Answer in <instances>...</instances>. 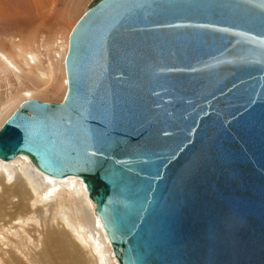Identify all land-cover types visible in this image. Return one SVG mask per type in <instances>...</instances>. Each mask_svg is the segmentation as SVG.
Returning a JSON list of instances; mask_svg holds the SVG:
<instances>
[{"label":"water","instance_id":"95a60500","mask_svg":"<svg viewBox=\"0 0 264 264\" xmlns=\"http://www.w3.org/2000/svg\"><path fill=\"white\" fill-rule=\"evenodd\" d=\"M65 68L0 160L80 178L117 264H264V0H91Z\"/></svg>","mask_w":264,"mask_h":264},{"label":"bare ground","instance_id":"6f19581e","mask_svg":"<svg viewBox=\"0 0 264 264\" xmlns=\"http://www.w3.org/2000/svg\"><path fill=\"white\" fill-rule=\"evenodd\" d=\"M53 2L17 12L0 1V18L19 23L0 32V128L25 101L60 102L67 94L70 36L59 44L53 28L43 29L53 21ZM93 209L80 178L45 177L24 156L0 160V264H85L86 256L91 264H117Z\"/></svg>","mask_w":264,"mask_h":264},{"label":"rangeland","instance_id":"374dc122","mask_svg":"<svg viewBox=\"0 0 264 264\" xmlns=\"http://www.w3.org/2000/svg\"><path fill=\"white\" fill-rule=\"evenodd\" d=\"M0 1H3V3L6 1L10 2L11 4L14 5L17 12L24 10L26 5H33V4L42 5L43 4L42 6H45V3L48 4V2H49V0H0ZM90 1L91 0H54V2L52 3V5L50 7L54 11V12H52L53 13L52 16L56 20H54V18H53V21H52V18H51L50 19L51 21L49 20L48 23L46 24V26H44V28H43L44 32H47L49 30V28L50 29L53 28L54 32L56 33V36L58 37L59 44L62 43V41L64 40V37H66L67 35L70 36L71 32L73 31V29L75 28L77 23L83 17V15L85 13L84 10ZM17 23H16V21H14L13 23L10 21L8 23H6L4 20H2L0 18V32L2 33L4 31H11V32L16 31V27L19 24V23L18 24ZM36 23H33V25ZM20 26H22V25H20ZM36 26H37V24L35 25V27ZM50 26H52V27H50ZM31 27H32V25H31ZM67 27H68L67 31H64V30H66ZM66 93H67V89H66ZM65 95H64V97H65ZM63 99H62V101H63ZM62 101H60V102H62ZM45 102H47V103H60L59 101H52V100L45 101ZM39 208L40 209L42 208V210H43L42 214L44 215V217H47L49 215V214L47 215L45 207L39 206ZM41 223H44V220H42ZM23 226H26V225H23ZM32 227H35V224L32 225L30 228H32ZM39 229H41V228H39ZM31 236L33 238L37 239V236L34 234V231L32 232ZM85 258L87 261L85 260L84 263L85 264H91L88 261V257L86 256Z\"/></svg>","mask_w":264,"mask_h":264}]
</instances>
